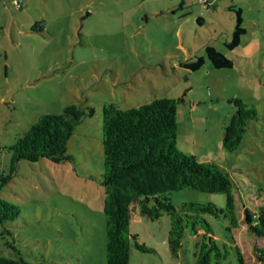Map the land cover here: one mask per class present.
Listing matches in <instances>:
<instances>
[{
    "label": "rangeland",
    "instance_id": "374dc122",
    "mask_svg": "<svg viewBox=\"0 0 264 264\" xmlns=\"http://www.w3.org/2000/svg\"><path fill=\"white\" fill-rule=\"evenodd\" d=\"M230 4L242 8L247 28L233 49L225 45L236 21ZM207 44L229 54L233 66L215 68ZM196 56L205 58L199 68L183 65ZM163 96L184 97L177 146L202 160L215 159L232 176L239 218L232 226L235 242L226 235L227 217L205 215L219 244L227 243L224 263L240 264L232 246L237 244L244 264H263L254 245H264V237L249 231L244 216L264 206V0H22L20 9L13 0H0V145L12 144L43 113L61 112L74 102L95 108L68 142L71 161L18 162L0 190L20 207L17 218L0 221V255L106 264L104 187L90 176L104 170L102 105L127 108ZM230 97L258 111L234 151L221 145L224 123L234 112ZM10 158L11 151L0 148V171L8 170ZM169 197L175 205L226 203L224 193L192 187ZM130 230L151 250L133 244L128 264L196 260L198 236L190 229L181 249L172 251L166 212L156 219L135 212Z\"/></svg>",
    "mask_w": 264,
    "mask_h": 264
},
{
    "label": "trees",
    "instance_id": "16d2710c",
    "mask_svg": "<svg viewBox=\"0 0 264 264\" xmlns=\"http://www.w3.org/2000/svg\"><path fill=\"white\" fill-rule=\"evenodd\" d=\"M229 7L234 10L236 21L231 38L225 41V45L233 49L247 28L243 25L242 8L234 4ZM205 52L217 68H229L234 64L230 55L222 53L214 45H205ZM203 62V56H196L184 61L183 65L195 70ZM181 102H184L182 96H163L127 108H120L113 102L102 105L104 170L90 176L98 179L104 187L106 264H128L133 244L141 250H151L130 230L131 217L135 212L151 219L160 217L163 212L169 214L168 240L174 253L181 249L185 231L190 229L198 236L194 264H225L229 254L227 243L219 244L205 215L227 217L226 235L230 242H235L232 226L238 225L239 218L232 176L215 159L202 160L177 146L178 104ZM228 102L234 105V112L224 125L221 145L226 151H234L241 145L247 125L257 118L258 111L254 104H247L240 97H230ZM94 113L92 105L83 102L67 104L61 112L39 115L9 146L0 145V148L11 151L8 170L0 171V190L11 181L21 159L36 161L47 157L56 163L71 161L68 142L76 126ZM186 187L224 193L225 206L214 201H185L175 205L169 193ZM19 214L20 207L15 202L0 196L1 222L15 219ZM244 219L252 234L264 237V206L258 211H247ZM199 229L203 231L199 233ZM232 246L237 250L240 264H244L239 246ZM254 252L264 264V245L255 244ZM0 264L72 263L33 262L19 254L17 257L0 255Z\"/></svg>",
    "mask_w": 264,
    "mask_h": 264
},
{
    "label": "built area",
    "instance_id": "2783aa9c",
    "mask_svg": "<svg viewBox=\"0 0 264 264\" xmlns=\"http://www.w3.org/2000/svg\"><path fill=\"white\" fill-rule=\"evenodd\" d=\"M13 3L16 8L22 7V0H13Z\"/></svg>",
    "mask_w": 264,
    "mask_h": 264
},
{
    "label": "crops",
    "instance_id": "0c3cea01",
    "mask_svg": "<svg viewBox=\"0 0 264 264\" xmlns=\"http://www.w3.org/2000/svg\"><path fill=\"white\" fill-rule=\"evenodd\" d=\"M242 12H243V10H242ZM229 55V54H228ZM204 61H205V58H204ZM215 67V66H214ZM215 68H217V67H215ZM180 106V105H179ZM179 106H178V108H179ZM193 107H194V104H193ZM178 116H179V113H178ZM225 124V123H224ZM178 128H179V126H178ZM205 158H209V157H205Z\"/></svg>",
    "mask_w": 264,
    "mask_h": 264
},
{
    "label": "water",
    "instance_id": "95a60500",
    "mask_svg": "<svg viewBox=\"0 0 264 264\" xmlns=\"http://www.w3.org/2000/svg\"><path fill=\"white\" fill-rule=\"evenodd\" d=\"M247 212V211H246Z\"/></svg>",
    "mask_w": 264,
    "mask_h": 264
}]
</instances>
